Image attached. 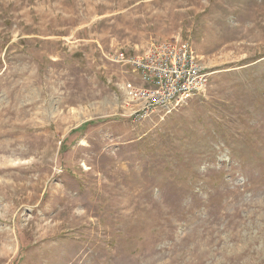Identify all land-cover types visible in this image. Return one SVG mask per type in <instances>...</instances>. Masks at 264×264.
Here are the masks:
<instances>
[{"label": "rangeland", "instance_id": "1", "mask_svg": "<svg viewBox=\"0 0 264 264\" xmlns=\"http://www.w3.org/2000/svg\"><path fill=\"white\" fill-rule=\"evenodd\" d=\"M179 38L208 93L137 118ZM0 264H264V0H0Z\"/></svg>", "mask_w": 264, "mask_h": 264}, {"label": "built area", "instance_id": "2", "mask_svg": "<svg viewBox=\"0 0 264 264\" xmlns=\"http://www.w3.org/2000/svg\"><path fill=\"white\" fill-rule=\"evenodd\" d=\"M143 51L126 61L141 83L132 81L124 86L129 106L134 101L142 103L134 114L137 118L152 114L169 116L208 93L211 70L201 65L188 41L179 38L153 42Z\"/></svg>", "mask_w": 264, "mask_h": 264}]
</instances>
